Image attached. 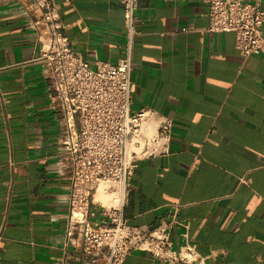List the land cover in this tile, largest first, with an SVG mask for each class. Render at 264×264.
<instances>
[{"label": "crops", "instance_id": "obj_1", "mask_svg": "<svg viewBox=\"0 0 264 264\" xmlns=\"http://www.w3.org/2000/svg\"><path fill=\"white\" fill-rule=\"evenodd\" d=\"M50 1L90 67L125 55L121 0ZM23 8L0 0V264H88L79 231L66 234L61 109ZM136 15L130 107L148 111L151 140L127 181L126 223L167 224L204 264H264V53L241 56L232 32L209 31L205 0H138ZM112 197L98 187L88 219L103 222ZM123 264L163 263L132 250Z\"/></svg>", "mask_w": 264, "mask_h": 264}, {"label": "built area", "instance_id": "obj_2", "mask_svg": "<svg viewBox=\"0 0 264 264\" xmlns=\"http://www.w3.org/2000/svg\"><path fill=\"white\" fill-rule=\"evenodd\" d=\"M209 31H230L241 56L264 53L262 0H205ZM126 33L125 55L115 63L96 61L90 67L62 34L57 8L50 0H24L28 23L38 29L35 61L61 109L60 141L69 173L66 234L79 231L81 249L92 255L88 264H123L132 250L148 253L163 264H204L194 246H175L165 223L129 225L123 217V198L133 163L150 153V137L141 135L146 109L130 107V49L136 27L138 0H121ZM171 121L160 124L168 137ZM98 187L113 193L103 222L88 219V207ZM100 257L101 263L97 262Z\"/></svg>", "mask_w": 264, "mask_h": 264}, {"label": "rangeland", "instance_id": "obj_3", "mask_svg": "<svg viewBox=\"0 0 264 264\" xmlns=\"http://www.w3.org/2000/svg\"><path fill=\"white\" fill-rule=\"evenodd\" d=\"M99 190H101V187H99Z\"/></svg>", "mask_w": 264, "mask_h": 264}, {"label": "bare ground", "instance_id": "obj_4", "mask_svg": "<svg viewBox=\"0 0 264 264\" xmlns=\"http://www.w3.org/2000/svg\"><path fill=\"white\" fill-rule=\"evenodd\" d=\"M114 196V195H113Z\"/></svg>", "mask_w": 264, "mask_h": 264}]
</instances>
